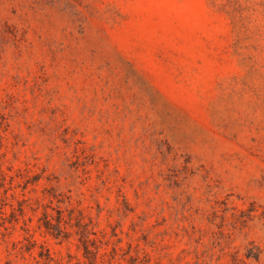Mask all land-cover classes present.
<instances>
[{
    "label": "rangeland",
    "instance_id": "1",
    "mask_svg": "<svg viewBox=\"0 0 264 264\" xmlns=\"http://www.w3.org/2000/svg\"><path fill=\"white\" fill-rule=\"evenodd\" d=\"M90 263L264 264V0H0V264Z\"/></svg>",
    "mask_w": 264,
    "mask_h": 264
},
{
    "label": "trees",
    "instance_id": "2",
    "mask_svg": "<svg viewBox=\"0 0 264 264\" xmlns=\"http://www.w3.org/2000/svg\"><path fill=\"white\" fill-rule=\"evenodd\" d=\"M58 213H59V216L55 219V221H56V225H54V224H52L51 223V220L49 219V216H48V214H44V221H43V224H44V227L47 229V230H49V229H52V227H56L57 228V230L55 229L54 231H56L57 233V235H60L61 233H63L62 232V228H61V225H62V223L64 222V219H63V217H62V215H61V212L60 211H58ZM54 229V228H53ZM82 237H83V239H82ZM81 241H83V248H84V250H85V254L87 255V254H90L91 252L88 250V246L86 245V243H87V241L85 240V237H84V235H82L81 236ZM97 253H94V256L96 255ZM39 256H40V254H39ZM41 257V256H40ZM90 264H93V263H90Z\"/></svg>",
    "mask_w": 264,
    "mask_h": 264
}]
</instances>
